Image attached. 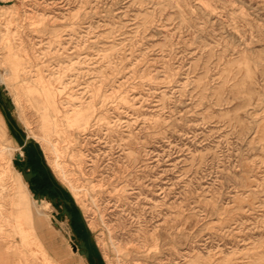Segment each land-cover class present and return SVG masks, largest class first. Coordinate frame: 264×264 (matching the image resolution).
Listing matches in <instances>:
<instances>
[{
    "label": "rangeland",
    "instance_id": "374dc122",
    "mask_svg": "<svg viewBox=\"0 0 264 264\" xmlns=\"http://www.w3.org/2000/svg\"><path fill=\"white\" fill-rule=\"evenodd\" d=\"M0 78L4 264L77 243L25 157L104 264H264V0H0Z\"/></svg>",
    "mask_w": 264,
    "mask_h": 264
},
{
    "label": "crops",
    "instance_id": "0c3cea01",
    "mask_svg": "<svg viewBox=\"0 0 264 264\" xmlns=\"http://www.w3.org/2000/svg\"><path fill=\"white\" fill-rule=\"evenodd\" d=\"M56 204L57 203L53 205H56ZM66 223H67L68 228L70 229V222L67 219V217H66ZM38 230L43 237L42 239L44 242V246L47 247V249L48 247L50 248L49 256L51 259L53 260L56 259L62 264H104L100 256L98 255V253L94 251L92 248H89L86 246L85 250L88 252V255L85 256L84 254L80 252L81 250L80 247H76V249H74L72 247V244H74L75 242H71V240L67 238L69 246H70V251H65L64 248L61 246L59 240L56 237H53L51 233H49L44 227L38 228ZM47 233H49V235ZM72 235H73V238L75 239V236L73 233ZM48 238H49V243H46V239ZM0 264H4V260L2 258L1 253H0ZM11 264H14L13 261H11Z\"/></svg>",
    "mask_w": 264,
    "mask_h": 264
},
{
    "label": "flooded vegetation",
    "instance_id": "af4514ba",
    "mask_svg": "<svg viewBox=\"0 0 264 264\" xmlns=\"http://www.w3.org/2000/svg\"><path fill=\"white\" fill-rule=\"evenodd\" d=\"M34 171H36V174L34 177L31 178V186H33L32 188L33 191L36 192V194H44V195L48 194L52 197L60 198V201L58 202L62 205L60 208V213L62 211V207H66L72 215L71 222H70V229L73 232L76 242H77V243H74V245L76 247H79L81 241H84L85 245L88 247V241L84 238L83 233L80 232L79 230L80 229L79 227L80 225H82V223L77 219L74 206L71 203V201L67 198L64 191L60 189L58 186H56L55 184L51 183V181L43 174V170L41 168L35 169ZM64 199L69 200L70 205H66L63 202Z\"/></svg>",
    "mask_w": 264,
    "mask_h": 264
},
{
    "label": "water",
    "instance_id": "95a60500",
    "mask_svg": "<svg viewBox=\"0 0 264 264\" xmlns=\"http://www.w3.org/2000/svg\"><path fill=\"white\" fill-rule=\"evenodd\" d=\"M0 98H1L2 102L6 105V108L8 110H10L13 107V104H12L11 100H9L7 95L3 92V85H0ZM2 108H3V106H2ZM8 122L12 125V123H11V121L9 119H8ZM21 140L23 142V145H22L23 147L26 146L27 144L31 143V139H29L27 137L21 136ZM16 157H18V156H16ZM20 172H21L23 178L28 183L31 184V178L35 176L36 171H33L31 169V167L27 164V157L24 158L23 165L20 166ZM33 197L35 199H37V198L47 199L50 203H53V204L58 203L60 201L59 197H52V196H50L48 194H45V195L44 194H33ZM63 202L66 205H70V201L69 200H65L64 199ZM61 213L67 217L69 222H71L72 215H71V213L69 212V210L66 207H62ZM72 247L74 249H76V246L74 244H72ZM79 247L81 249L80 252L82 254H84L85 256H87L88 252L85 250L86 249V245H85L84 241H81Z\"/></svg>",
    "mask_w": 264,
    "mask_h": 264
},
{
    "label": "bare ground",
    "instance_id": "6f19581e",
    "mask_svg": "<svg viewBox=\"0 0 264 264\" xmlns=\"http://www.w3.org/2000/svg\"><path fill=\"white\" fill-rule=\"evenodd\" d=\"M12 60L13 61H11V67L8 68V69L5 68V72L7 74H11L10 76H11L12 79H17L18 73H19V67H18L16 59L13 58ZM0 85H3L2 81H1V78H0ZM58 112L59 111L57 110L56 107H47V111H45L44 114L41 116L42 124L48 130L49 133L52 132V128L55 126V124H57V121L59 120V118H57L58 117ZM50 117L52 118L51 122L49 121ZM82 119H85V118L83 116H77L75 120H82ZM61 120L62 119H60L59 122ZM18 154H19V151L16 150L14 152V155H18ZM33 203H34V205H38L37 206L38 207L37 211H38V213H40L41 212V208L45 207L48 204V201L45 200V199H40V198L35 199L34 198V202ZM27 218H28L27 221H28V223L30 225V230L33 231V228H31V222H30L31 221V217L29 216V214H28Z\"/></svg>",
    "mask_w": 264,
    "mask_h": 264
},
{
    "label": "trees",
    "instance_id": "16d2710c",
    "mask_svg": "<svg viewBox=\"0 0 264 264\" xmlns=\"http://www.w3.org/2000/svg\"><path fill=\"white\" fill-rule=\"evenodd\" d=\"M51 183L55 184L53 181Z\"/></svg>",
    "mask_w": 264,
    "mask_h": 264
}]
</instances>
